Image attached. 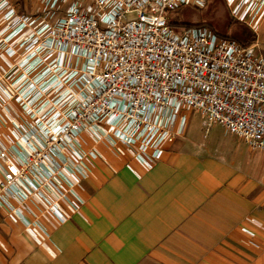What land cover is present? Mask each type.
<instances>
[{
	"label": "built area",
	"instance_id": "2783aa9c",
	"mask_svg": "<svg viewBox=\"0 0 264 264\" xmlns=\"http://www.w3.org/2000/svg\"><path fill=\"white\" fill-rule=\"evenodd\" d=\"M207 1L42 0L27 16L0 0V221L49 239L45 218L80 211L106 152L150 169L191 111L264 152V45L168 24ZM263 10L239 0L231 14L250 25Z\"/></svg>",
	"mask_w": 264,
	"mask_h": 264
},
{
	"label": "crops",
	"instance_id": "0c3cea01",
	"mask_svg": "<svg viewBox=\"0 0 264 264\" xmlns=\"http://www.w3.org/2000/svg\"><path fill=\"white\" fill-rule=\"evenodd\" d=\"M9 1L32 16L42 0ZM238 1L226 0L230 13ZM238 21L249 46L264 45V10ZM224 135L192 137L186 122L150 169L106 152L77 188L80 211L62 225L45 218L49 239L1 216L0 264H264V152Z\"/></svg>",
	"mask_w": 264,
	"mask_h": 264
},
{
	"label": "rangeland",
	"instance_id": "374dc122",
	"mask_svg": "<svg viewBox=\"0 0 264 264\" xmlns=\"http://www.w3.org/2000/svg\"><path fill=\"white\" fill-rule=\"evenodd\" d=\"M168 20L175 28H180L186 24L205 25L245 46H249L253 36L241 22L231 16L226 6V0H208L201 8L192 5L183 6L171 12ZM187 122L189 134L192 137L210 142L211 140L219 141L225 136L223 129L218 125L206 131L202 125L201 116L195 111L187 113Z\"/></svg>",
	"mask_w": 264,
	"mask_h": 264
},
{
	"label": "trees",
	"instance_id": "16d2710c",
	"mask_svg": "<svg viewBox=\"0 0 264 264\" xmlns=\"http://www.w3.org/2000/svg\"><path fill=\"white\" fill-rule=\"evenodd\" d=\"M168 24L171 26V27H174V25H172L170 22H169V20H168ZM201 26H205V25H202V24H195V25H190V24H186V25H184V26H182V27H201ZM175 28V27H174ZM213 30V29H212ZM214 31V30H213ZM217 35H219V36H222V37H225V38H229V37H227V36H224V35H221V34H219V33H217L216 31H214ZM230 39V38H229Z\"/></svg>",
	"mask_w": 264,
	"mask_h": 264
}]
</instances>
